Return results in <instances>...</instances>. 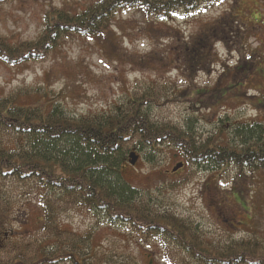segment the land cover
Returning a JSON list of instances; mask_svg holds the SVG:
<instances>
[{"label":"rangeland","instance_id":"rangeland-1","mask_svg":"<svg viewBox=\"0 0 264 264\" xmlns=\"http://www.w3.org/2000/svg\"><path fill=\"white\" fill-rule=\"evenodd\" d=\"M98 1L4 2L0 4V38L12 48L34 43L51 9L81 12ZM136 11L116 12L110 43L69 36L45 59L21 67L0 60V107L15 103L46 113L53 105L55 116L74 120L139 112L151 123L178 128L198 141L220 129L230 132L240 122L256 120L264 126V0H218L192 12L151 17L156 26L151 32L143 29ZM228 17L234 21L233 36L225 42L212 40L205 67L189 69L194 42L200 41L204 29ZM203 92H221L222 98L216 106L203 108L204 100L194 101ZM0 142L15 157H31L40 148L39 154L50 158L42 145L7 130L0 129ZM132 152L138 156L134 166L128 163ZM58 159L68 171L75 170L74 160L67 155ZM181 163L183 169L171 175ZM120 175L136 190V201L154 216L171 214L189 221L214 245L242 239L264 243V170L189 165L173 146L165 143L153 151L135 140ZM1 189L0 202L10 205L13 216L6 235L10 245L0 249L2 260L12 258L17 245L13 243L21 242L31 249L42 246L49 255L66 245L85 259L84 264H193L162 237H140L127 224L110 225L102 214L73 208L61 194H45L32 181L7 179ZM47 201L56 208L66 232L59 239L37 227ZM54 264L73 263L57 260Z\"/></svg>","mask_w":264,"mask_h":264},{"label":"trees","instance_id":"trees-1","mask_svg":"<svg viewBox=\"0 0 264 264\" xmlns=\"http://www.w3.org/2000/svg\"><path fill=\"white\" fill-rule=\"evenodd\" d=\"M9 1L12 0H0V4ZM216 1L99 0L81 12L51 9L45 15L38 41L12 48L0 38V60L21 67L28 62L45 59L57 49L64 37L69 36L97 38L103 41L100 45L110 43L115 14L122 10H137L143 20V29L150 31L156 27L149 20L151 17L165 18L179 10L192 12L202 4ZM222 19L213 27L204 29L200 41H195L193 48L189 49V69L205 67L204 59L210 56L208 47L212 40L225 42L226 38L233 36V18ZM237 31L239 35L240 31ZM218 93H197L194 101L201 104L204 100L202 107L210 109L222 98L221 92ZM54 112L53 105L46 113L39 108L22 107L15 103L0 107V129L42 145L47 150L45 155L50 157L39 154L40 148L31 157H15L10 154V149L0 145V196L1 184L7 179L21 183L32 181L45 194L49 191L61 194L63 201L73 208L102 214L110 225L127 224L140 237H162L176 245L193 264H264V243L261 240L242 239L224 246L214 245L189 221L171 214L167 218L154 216L156 214L145 204L136 201V190L120 175L128 148L135 140L153 151L165 143L173 146L181 151L189 165L209 164L218 169L232 166L250 172L264 170L262 123L256 120L236 123L231 126L230 132L220 129L207 139L198 141L178 128L151 123L139 112L108 113L105 117H81L77 120L55 116ZM232 137L236 139L234 143ZM57 154L73 159L75 170L64 168ZM181 164L184 167V163ZM46 204L37 227L39 231L59 239L66 232L59 224L56 208L49 201ZM11 212L10 205L0 202L2 250L10 245L6 235L13 219ZM13 244H17L13 249L16 254L7 261L0 259V264H54L57 260L84 264L85 259L80 258L74 248L66 249V245L58 246L55 253L49 255L42 246L31 249L21 242ZM91 245L90 240L89 249L94 253Z\"/></svg>","mask_w":264,"mask_h":264},{"label":"water","instance_id":"water-1","mask_svg":"<svg viewBox=\"0 0 264 264\" xmlns=\"http://www.w3.org/2000/svg\"><path fill=\"white\" fill-rule=\"evenodd\" d=\"M128 163L131 165V166H134L137 162V159H138V156H136L133 152L129 154L128 156ZM182 168V164H179L172 172L175 173L177 172L179 169Z\"/></svg>","mask_w":264,"mask_h":264},{"label":"flooded vegetation","instance_id":"flooded-vegetation-1","mask_svg":"<svg viewBox=\"0 0 264 264\" xmlns=\"http://www.w3.org/2000/svg\"><path fill=\"white\" fill-rule=\"evenodd\" d=\"M180 171V170H179ZM179 171L175 172V173H171V175L177 174Z\"/></svg>","mask_w":264,"mask_h":264}]
</instances>
